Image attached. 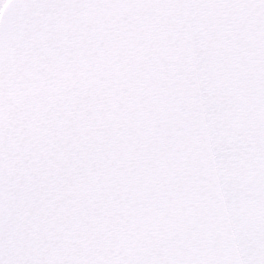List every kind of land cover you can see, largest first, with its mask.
<instances>
[{
  "label": "snow or ice",
  "instance_id": "6c2138e0",
  "mask_svg": "<svg viewBox=\"0 0 264 264\" xmlns=\"http://www.w3.org/2000/svg\"><path fill=\"white\" fill-rule=\"evenodd\" d=\"M0 264H264V0H0Z\"/></svg>",
  "mask_w": 264,
  "mask_h": 264
}]
</instances>
